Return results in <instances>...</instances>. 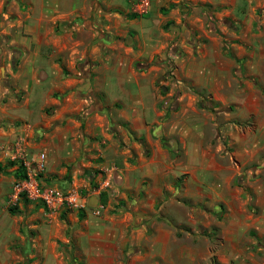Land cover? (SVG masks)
<instances>
[{
	"label": "crops",
	"instance_id": "obj_1",
	"mask_svg": "<svg viewBox=\"0 0 264 264\" xmlns=\"http://www.w3.org/2000/svg\"><path fill=\"white\" fill-rule=\"evenodd\" d=\"M205 1L217 2L0 0V165L22 123L40 127L43 177L79 173L88 179L79 181L83 186H107L105 203L134 202L136 238L147 228L136 221L164 203L162 191L180 177L183 197L226 204L234 169L213 140L228 132L229 120L264 124L263 88L247 77L264 75L256 66L264 55L245 50L248 41L231 37L224 22L212 36L213 24L191 13ZM211 105L214 113L206 109ZM218 114L223 120L213 118ZM4 175L1 204L12 183V174ZM4 218L1 211L0 244ZM93 218L117 220L89 213L79 236L92 235ZM148 227L136 259L163 263L170 234L158 222ZM89 247L86 264H122L110 251Z\"/></svg>",
	"mask_w": 264,
	"mask_h": 264
},
{
	"label": "rangeland",
	"instance_id": "obj_2",
	"mask_svg": "<svg viewBox=\"0 0 264 264\" xmlns=\"http://www.w3.org/2000/svg\"><path fill=\"white\" fill-rule=\"evenodd\" d=\"M216 1L196 2V12L191 13L194 17H203L206 24L212 23L214 27L216 23L224 22L231 37L238 36L248 41H242L245 50H252L256 57L264 55V0ZM222 1H226L224 5ZM210 32L214 37L218 33L216 27ZM228 42L222 40V46ZM256 63L263 72L264 56ZM251 76H247L249 82L262 86L264 94V75ZM214 108L216 106L211 105L206 109L214 113ZM220 117L218 114L213 118L217 120ZM218 124L221 126L220 121ZM22 125L21 136L15 145L19 142L25 157L29 158L41 150L39 143L45 131L31 124ZM228 127V132L232 134H227L223 128L222 132L218 131V139L213 140L214 147L227 153L226 160L234 169L228 202L193 201L183 197L180 177L171 187L173 189L162 191L164 203L158 201L152 212L144 214L147 216L145 220L140 216L136 221V224L147 226L144 237L149 236L151 228L148 225L152 222L161 223L168 230L170 239L166 243L165 259L159 264H264V124L258 125L249 118L240 122L229 120ZM240 130L245 131L244 137ZM238 133L241 134L240 139H236ZM14 151L15 146L4 165H0L3 166L0 176L5 174L10 177L12 174L14 177L16 165L6 166L7 162L19 164V160L11 157ZM66 171L44 174L43 180L57 185L68 183L69 188L81 189L87 195L96 190L98 199L107 187L102 185L100 188L101 184L96 181L83 186L79 181H87L86 176L76 173V181L73 174ZM105 202L102 203L103 213L112 214L117 220L104 222L93 218L97 224L91 226L92 235L79 236L84 225L82 219L89 215V209L82 211L81 219L76 211H69L62 218L48 215L31 202L21 200L11 203L6 197L0 203V212L5 214V218L1 219L5 235L4 243L0 244V264H86L83 250L88 251L91 245L98 252L110 251L114 260L122 264H129L132 258L134 264H148L146 258L143 262L136 259L142 254L141 246H145L147 241L144 237L136 238L135 234L131 237L130 234L135 221L132 216L139 212L135 208L137 205L130 201ZM8 210H12L13 214H8ZM124 223L128 225L121 233L119 229L125 227L122 226Z\"/></svg>",
	"mask_w": 264,
	"mask_h": 264
},
{
	"label": "built area",
	"instance_id": "obj_3",
	"mask_svg": "<svg viewBox=\"0 0 264 264\" xmlns=\"http://www.w3.org/2000/svg\"><path fill=\"white\" fill-rule=\"evenodd\" d=\"M23 151L20 143L17 142L11 157L19 160L25 176L12 180L9 202L16 203L26 200L39 205L50 216L69 211L84 212L86 209H89L90 214L94 217H99L103 213L104 205L97 198L98 191L93 190L92 195H87L83 194L81 189L62 187L43 180V171L46 165L45 154L36 152L26 158Z\"/></svg>",
	"mask_w": 264,
	"mask_h": 264
},
{
	"label": "trees",
	"instance_id": "obj_4",
	"mask_svg": "<svg viewBox=\"0 0 264 264\" xmlns=\"http://www.w3.org/2000/svg\"><path fill=\"white\" fill-rule=\"evenodd\" d=\"M15 165H16V168L14 170L15 174H14L13 179L23 178L25 176V174H24V170H23L22 166L20 165V163L17 165L16 162H7V164H6V166H9V167L15 166ZM2 168H3V166H0V172H1ZM98 200H99L100 203H104L105 202L104 193H100ZM24 201H26V200H24ZM34 205L40 207L37 204H34ZM8 214L12 215L13 214L12 210H8ZM64 215H65V213H60L58 216L64 218ZM77 216L80 219L83 218L82 211H77Z\"/></svg>",
	"mask_w": 264,
	"mask_h": 264
}]
</instances>
